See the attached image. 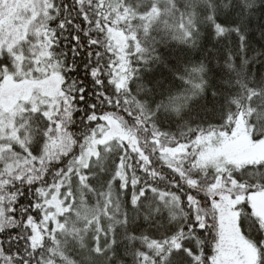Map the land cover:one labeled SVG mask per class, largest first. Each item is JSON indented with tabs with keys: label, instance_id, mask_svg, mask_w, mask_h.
Instances as JSON below:
<instances>
[{
	"label": "snow or ice",
	"instance_id": "6c2138e0",
	"mask_svg": "<svg viewBox=\"0 0 264 264\" xmlns=\"http://www.w3.org/2000/svg\"><path fill=\"white\" fill-rule=\"evenodd\" d=\"M262 202L264 0H0V264H264Z\"/></svg>",
	"mask_w": 264,
	"mask_h": 264
},
{
	"label": "rangeland",
	"instance_id": "374dc122",
	"mask_svg": "<svg viewBox=\"0 0 264 264\" xmlns=\"http://www.w3.org/2000/svg\"><path fill=\"white\" fill-rule=\"evenodd\" d=\"M246 145L241 143V144H236L233 145L231 148V151L234 155L238 156V157H243L246 155ZM264 203V202H262Z\"/></svg>",
	"mask_w": 264,
	"mask_h": 264
},
{
	"label": "trees",
	"instance_id": "16d2710c",
	"mask_svg": "<svg viewBox=\"0 0 264 264\" xmlns=\"http://www.w3.org/2000/svg\"><path fill=\"white\" fill-rule=\"evenodd\" d=\"M259 16V13H257V17ZM165 51H167V49H165ZM129 264H130V260H129Z\"/></svg>",
	"mask_w": 264,
	"mask_h": 264
}]
</instances>
